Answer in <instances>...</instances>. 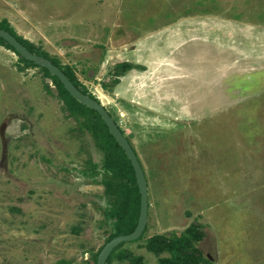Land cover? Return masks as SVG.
I'll list each match as a JSON object with an SVG mask.
<instances>
[{"label": "rangeland", "instance_id": "374dc122", "mask_svg": "<svg viewBox=\"0 0 264 264\" xmlns=\"http://www.w3.org/2000/svg\"><path fill=\"white\" fill-rule=\"evenodd\" d=\"M4 18L72 68L136 151L147 221L121 248L154 264L145 238L195 222L211 264H264V0H0ZM103 155L51 77L0 44V264H95Z\"/></svg>", "mask_w": 264, "mask_h": 264}, {"label": "trees", "instance_id": "16d2710c", "mask_svg": "<svg viewBox=\"0 0 264 264\" xmlns=\"http://www.w3.org/2000/svg\"><path fill=\"white\" fill-rule=\"evenodd\" d=\"M0 27L5 28L15 35L16 38L29 50L49 58L63 70V72L81 91L99 100L87 89L85 84L76 77L72 68L68 64L62 65L57 58L50 56L46 50L33 45L29 40L17 34L5 18L0 20ZM0 44H3L16 52L18 57L26 64L40 66L44 73L51 77L56 86L58 96L63 101L68 112L83 124L99 142L104 155L100 163L92 162V173L93 175L100 173L101 183H103L106 190L110 191L109 205L106 208V215L110 222V229L108 236L104 239V243L115 234L132 231L138 219L140 206V194L134 169L130 159L110 133L98 111L75 99L56 75L51 74L45 66L36 64L32 60L22 56L1 36ZM130 67L131 63L128 60L120 61L115 65V74L119 75ZM88 113H92L93 116H87ZM121 131L123 130L121 129ZM142 233L134 240L140 239ZM203 236L204 231L201 228V225L191 222L178 232L170 231L168 233H153L145 238L142 246L157 255L154 264H211L210 259L203 255L201 249L197 245L198 241L201 240ZM124 243L125 241L119 242L110 250L106 262H112L115 260L122 261L125 257H129L127 264H148L144 260L142 254L129 253L126 249L121 248ZM103 244L100 245L98 250L94 253L93 257L95 262L98 252ZM67 263H69V259L61 258L50 264Z\"/></svg>", "mask_w": 264, "mask_h": 264}, {"label": "water", "instance_id": "95a60500", "mask_svg": "<svg viewBox=\"0 0 264 264\" xmlns=\"http://www.w3.org/2000/svg\"><path fill=\"white\" fill-rule=\"evenodd\" d=\"M0 36L8 41L22 56L27 59L32 60L36 64L45 66L51 74L56 75L60 81L63 83L65 88L70 92V94L77 99L79 102L95 109L100 114L101 118L106 123L108 130L113 135L118 144L122 147L127 157L130 159L136 182L138 185V190L140 194V206L138 219L134 229L126 233H118L113 235L108 241H106L98 252L95 264H106V258L110 250L119 242L130 241L136 239L144 230L147 221L148 214V185L144 169L134 150L131 142L128 140L124 132L121 131L118 123L114 120L112 115L105 108L100 100H97L88 94L81 91L63 72V70L53 63L49 58L35 53L29 50L23 43H21L15 35L0 27Z\"/></svg>", "mask_w": 264, "mask_h": 264}, {"label": "flooded vegetation", "instance_id": "af4514ba", "mask_svg": "<svg viewBox=\"0 0 264 264\" xmlns=\"http://www.w3.org/2000/svg\"><path fill=\"white\" fill-rule=\"evenodd\" d=\"M120 127V126H119ZM120 129H122L121 127H120ZM123 132V131H122ZM127 137V136H126ZM129 140V139H128ZM130 141V140H129Z\"/></svg>", "mask_w": 264, "mask_h": 264}, {"label": "crops", "instance_id": "0c3cea01", "mask_svg": "<svg viewBox=\"0 0 264 264\" xmlns=\"http://www.w3.org/2000/svg\"><path fill=\"white\" fill-rule=\"evenodd\" d=\"M254 83V82H253ZM255 84H256V81H255V83H254V86H255Z\"/></svg>", "mask_w": 264, "mask_h": 264}]
</instances>
